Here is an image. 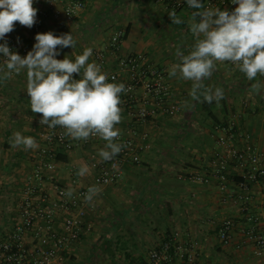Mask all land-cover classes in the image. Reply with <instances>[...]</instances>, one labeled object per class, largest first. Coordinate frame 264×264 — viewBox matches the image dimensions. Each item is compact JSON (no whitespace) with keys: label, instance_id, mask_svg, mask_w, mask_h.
<instances>
[{"label":"crops","instance_id":"1","mask_svg":"<svg viewBox=\"0 0 264 264\" xmlns=\"http://www.w3.org/2000/svg\"><path fill=\"white\" fill-rule=\"evenodd\" d=\"M72 1L41 0L47 15L39 19V30L16 22L14 31L6 35L27 49L24 53L19 49L14 52L26 56L36 42L37 33L51 31L56 36L71 33L76 40L75 47L58 46L60 54L55 58L63 60L68 56L74 61L88 47L102 48L113 30L121 28L124 37L120 52L143 53L148 62L163 68L171 99L180 105L181 110L135 124L121 108L122 120L116 127L123 137L130 136L131 129L135 130L133 141L143 145L136 150L140 159L134 162L128 154L114 182L95 185L100 192L90 203L85 202L88 188L94 185L89 161L99 156L98 152L106 142L98 138L81 143L68 136L74 146L65 151L67 160H55L52 171L43 170L44 192L51 199L53 186L63 187L66 191L71 189L72 196L83 193L80 234L86 235L88 230L97 228L98 222L103 226L97 244L99 246L105 236L114 240L112 257L104 253L109 257V264H137L140 255L146 261L149 250L165 236H174L175 243L191 251L198 264H264V247L256 246L244 233L253 223L249 216L264 218V177L249 183L248 207L242 211L241 203L235 198L240 191L237 180L231 177L221 182L213 175L226 159L224 147L216 140L221 131L211 127L208 118L198 121L194 117L193 110L200 102L192 101L189 96L193 82L169 76L170 67L179 62L175 55L177 48L188 54L195 43L190 32L191 11L187 8L176 10L177 17L184 21L177 25L172 24L171 12L155 0H82L81 9L73 18L67 19L64 9ZM205 8L233 11L218 3ZM88 62L91 63L90 57ZM257 81L261 85L258 94L251 87ZM202 83L213 91L223 89V99L219 104L214 101L210 107L220 123L235 128L234 143L240 148L251 146L264 153V76L258 75L249 81L231 62H216L211 77ZM26 88V71L0 82V239L18 218L27 178H32L37 186L41 185L34 174L42 163L40 150L44 142L40 133L43 125L39 123L40 114L31 111ZM185 102L192 106L188 107ZM160 126L162 130L160 128L150 138L151 146H154L149 148L146 141L150 137L149 128L159 129ZM195 126L199 129L198 134L193 132ZM17 131L23 136L34 137L38 147H11L9 141ZM143 132L147 134L144 140L140 138ZM194 138L198 143L191 144ZM164 141L169 143L168 147ZM85 165L89 172L83 177L78 176L80 167ZM227 171L236 177L243 173L233 160H229ZM195 172L207 176L208 182L191 181L189 174ZM260 174H264V163L259 167ZM224 220L233 222L226 242L218 237L219 225ZM253 225L257 233L264 234L262 222ZM117 237L121 240V250L116 249ZM26 240L29 246L39 243L43 246L33 234H29ZM76 242L63 251L75 247ZM127 253L129 257H126ZM97 254L103 252L99 250ZM61 263L60 260L55 264Z\"/></svg>","mask_w":264,"mask_h":264},{"label":"clouds","instance_id":"2","mask_svg":"<svg viewBox=\"0 0 264 264\" xmlns=\"http://www.w3.org/2000/svg\"><path fill=\"white\" fill-rule=\"evenodd\" d=\"M33 2L0 0V40L4 41L0 44V54L5 57L4 66L0 67V82L26 71L30 108L33 113L42 114L39 123L50 129L60 126L65 129L63 135L74 140L87 141L90 136H98L106 142L98 155L103 161H111L125 147L116 142L121 135L116 125L122 120L120 94L130 89L123 83L108 82L101 67L88 62L92 48L85 49L74 61L68 56L63 60L56 59L60 54L58 46L75 47L76 40L71 33L60 36L51 31L37 33L32 50L24 57L10 50L6 35L14 31L15 23L31 28L37 22L38 9L33 7ZM186 2L190 8L198 10L192 13L190 22L195 43L188 54L177 48L175 55L179 62L170 67L169 76L193 82L189 92L192 101L219 104L223 99V89L213 91L202 83L211 77L216 62H231L249 81L258 75L264 76V0H232L238 6L231 12L205 8L200 0ZM169 17L172 24L184 23L175 11ZM73 74H79L81 78L73 79ZM251 87L258 94L261 85L257 81ZM9 143L13 148L38 147L34 137L23 136L19 131L13 134ZM88 172L85 165L80 167L77 175L83 177ZM99 192L97 186H90L85 202L90 203ZM66 195L71 197L72 190Z\"/></svg>","mask_w":264,"mask_h":264},{"label":"built area","instance_id":"3","mask_svg":"<svg viewBox=\"0 0 264 264\" xmlns=\"http://www.w3.org/2000/svg\"><path fill=\"white\" fill-rule=\"evenodd\" d=\"M40 1V2H39ZM168 11H176L181 8H190L186 0H155ZM38 9L36 23L32 27L39 30V19L47 14L43 9L41 0L33 2ZM227 6L234 10L235 4L232 0H205V7H212L215 4ZM83 5L82 0H74L67 3L64 9V16L67 19L73 18ZM124 30L121 28L113 30L109 39L102 48H92L91 62L101 67L107 75L108 82L123 83L128 90L121 93L120 107L126 111L135 124H143L156 118L158 115H172L180 111V105L171 99L170 86L163 68L148 62L143 53L123 54L120 52V44L123 39ZM10 50L19 49L22 53L27 49L18 45L13 39L6 38ZM1 44L4 43L2 40ZM5 57L0 54V67L4 66ZM83 72H81V77ZM79 74H73V79H80ZM42 114L39 116V121ZM65 129L57 126L50 129L43 125L40 137L44 146L40 150V166L34 176L40 182V186L33 183L32 178H27L25 188L19 205L18 218L14 221L11 229L0 239V264H55L58 261V254L71 244H74L81 232L83 209V193L74 196H67L66 189L53 186L54 196L51 199L47 192H44L42 181L43 170L52 171L55 167V154L57 148L64 151L71 150L74 146L73 140L63 135ZM135 130L131 129L128 137L119 136L118 143L125 147L113 160L103 161L100 156L92 157L89 165L93 170L92 183L94 185H106L114 182L118 176L119 168L125 157L130 154L134 162L139 161L137 148L142 144L135 143ZM98 136H90L88 140H96ZM142 140L147 138L146 132L140 135ZM232 135L222 132L217 135V142L224 147L226 159L221 162L213 172L214 177L219 181L227 180V168L229 160L236 162L242 168V180L237 182L239 192L236 199L241 203L242 211H246L249 202V183L256 180L257 172L264 163V153L256 151L253 147L247 146L237 148L231 143ZM81 143L87 141L80 140ZM230 173V172H228ZM189 179L194 182H208V177L199 173L189 174ZM61 218L60 223L56 220ZM249 218L252 225L245 229V234L256 246L264 247V234L257 233L253 224L262 222L264 218L254 216ZM233 229L231 220H224L218 229V237L222 242L229 239ZM33 234L34 239L38 236L43 244L29 246L26 237ZM174 236L161 238L149 250L145 264H198L191 251L177 245Z\"/></svg>","mask_w":264,"mask_h":264},{"label":"rangeland","instance_id":"4","mask_svg":"<svg viewBox=\"0 0 264 264\" xmlns=\"http://www.w3.org/2000/svg\"><path fill=\"white\" fill-rule=\"evenodd\" d=\"M160 128L161 126L159 127V129H154L152 127L149 128L150 137L147 138L146 140L147 143H149V148H152L154 146V145L151 146L152 139L150 138H153L155 134H157L155 132H158ZM198 130H199L198 127L195 126L193 132L198 134L199 133ZM164 143L167 144L166 147L169 146L168 145L169 143L167 141H164ZM194 143L195 144L198 143L197 138L191 140V144ZM98 224L99 222L96 224L97 228H94V230L93 229L88 230L86 235L80 234L75 247L69 248V251H62L61 253H59L57 262L61 260L62 262L61 264H109L107 261L109 257H107L104 253L101 255L97 254V251L99 252L97 240L103 228V226Z\"/></svg>","mask_w":264,"mask_h":264},{"label":"trees","instance_id":"5","mask_svg":"<svg viewBox=\"0 0 264 264\" xmlns=\"http://www.w3.org/2000/svg\"><path fill=\"white\" fill-rule=\"evenodd\" d=\"M200 2L203 4L204 0H200ZM188 9L191 11V13H193L194 11H198L197 9H193V8H188ZM123 37H124V34H123ZM202 100H203V98H202ZM211 105L212 104H208L206 102L198 104V106H197L198 108H195L193 110L194 117L196 119H198V121H201L202 119L208 118L210 120V122H211L210 126L214 127L215 130L219 129L220 131L228 133V134H231L232 137H234L235 136L234 134H235V131H236L235 128L233 126H231V125H226V124L220 123L221 121L218 120L214 110H212V108L210 107ZM231 143L236 145L234 143V138H232ZM236 147L240 148L238 145H236ZM54 158H55V160H60V161H63V162L67 160L65 151L62 148H57ZM226 174H227L226 175L227 179L232 177L231 179H236L237 182H239V181H241L243 179L241 175L238 176V177L232 176L231 172L228 173V171H227ZM258 174H259V171L257 172L256 179H260L261 177H264V174H260V175H258ZM165 238H168V237L165 236ZM113 241L114 240H112L111 238L105 236L102 239V241L100 242V245L98 246L100 248L99 250H101L103 253H108V255L110 257H112L113 253L111 252V249H112ZM115 244H116V249L117 250H121L122 249L120 237L116 238ZM126 257H129L128 253L126 254ZM136 263L137 264H145L143 255L139 256L138 261Z\"/></svg>","mask_w":264,"mask_h":264}]
</instances>
